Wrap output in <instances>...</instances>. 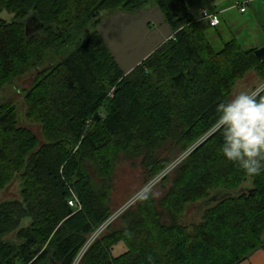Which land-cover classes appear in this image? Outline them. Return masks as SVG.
<instances>
[{"label": "trees", "instance_id": "trees-1", "mask_svg": "<svg viewBox=\"0 0 264 264\" xmlns=\"http://www.w3.org/2000/svg\"><path fill=\"white\" fill-rule=\"evenodd\" d=\"M154 4L174 37L125 74L98 27ZM4 11L13 20L0 19V92L37 71L25 101L45 141L0 106V193L22 184L20 199L0 202V264H73L111 216L119 157L142 158L153 177L186 151L163 200L128 210L81 264H242L264 249V171L247 176L223 157L221 136L207 135L241 80L264 81L254 50L234 40L216 53L184 0H0ZM32 17L44 27L27 35ZM208 202L198 222L180 223L189 205ZM120 243L126 252L114 256Z\"/></svg>", "mask_w": 264, "mask_h": 264}, {"label": "rangeland", "instance_id": "rangeland-1", "mask_svg": "<svg viewBox=\"0 0 264 264\" xmlns=\"http://www.w3.org/2000/svg\"><path fill=\"white\" fill-rule=\"evenodd\" d=\"M184 1L187 4L189 10L191 8L192 15L195 19L198 18V15L200 14V11L202 9L207 10L204 9V6L210 3V0ZM152 6H155V4L146 8V11L151 10ZM153 14L154 13L152 12L151 15ZM111 17L112 15H106L105 17H103V23H105V21L110 19ZM0 19L11 22L13 20V16L4 11L0 13ZM118 20H121V18H119ZM111 22H113L112 19L109 22L107 21L108 24L106 23V25L108 26ZM123 24L129 26L128 22H124ZM126 25L123 27L125 28ZM130 27H132L131 30L135 29V27L133 26H129L126 28ZM131 30H129V32ZM153 32L155 34L159 33V28L156 25V20L151 24V26H148V24L145 22L144 31L137 27L136 36L125 38V43L122 46L119 45L117 49L118 52H115L114 54L116 60L121 64L122 68L126 69V65H128L129 63L139 61L149 51V46L144 38L152 34ZM33 33L35 32L30 33V35ZM109 36L114 38L111 33L109 34ZM118 42H120V39H118ZM37 74V71H34L26 75L25 77L19 78L10 86L3 89L0 92V106L10 105L14 107L16 110L18 126L29 130L35 136H37L41 143H44L45 139L42 133V127L27 116L29 107L27 106V103L25 101V95L32 88ZM261 84H264V81L261 80L255 73H250L238 83L234 90V94L240 91H251L256 86H259ZM169 152L170 150H165V152L162 153L163 157H166ZM188 155V151L180 154L176 159L173 160V163L168 166L164 172L153 177H151L149 173H147L145 169H143L141 165L142 158L133 159L121 155L116 161L117 163L113 170V175L110 178L111 180H109L112 188V191L110 193L111 216L104 223H102V225L95 232L88 236L86 243L82 247L73 264H81V261L86 252L96 240L107 234L110 229L119 228L121 226V218L128 210L132 208L137 209L140 201L134 202L132 200V197L134 193L142 188L146 183L150 181L154 182L153 191L156 193V195L153 197V199L155 203L158 204L161 200H163L172 186V181L175 177V170L180 166V163ZM176 166L177 168H175ZM88 174L91 177L96 189H101L105 182L103 179L104 177L100 178L97 169L93 166H89ZM21 185L22 184L20 182H16L15 184H12L9 187L5 188L0 193V202H12L16 199H20V192L22 187ZM211 202L213 203V201ZM209 203L210 202L204 204L189 205L186 209V214L180 219V223L182 222L185 224H193L195 222H198L201 212ZM104 225H107V227L101 230ZM249 259L242 264H247Z\"/></svg>", "mask_w": 264, "mask_h": 264}, {"label": "crops", "instance_id": "crops-1", "mask_svg": "<svg viewBox=\"0 0 264 264\" xmlns=\"http://www.w3.org/2000/svg\"><path fill=\"white\" fill-rule=\"evenodd\" d=\"M209 13L215 14L220 18V25L213 28L209 22L203 19L201 10L198 18H194L192 10L190 13L193 20L202 25H208L206 30V37L216 53L223 51L225 46L236 40L239 42L244 50H258L264 47V0H210V3L204 6ZM245 9V12H242ZM154 13L151 15V13ZM121 18V20H118ZM112 21L108 26L107 21ZM156 20V25L159 28V33L154 32L147 37L145 41L149 46V51L139 60L129 63L126 69L121 67V64L116 60L114 54L118 52L119 45L125 43V38L136 36V28L142 31L145 30V22L148 26ZM100 24L98 31L103 38L105 44L109 48L111 54L117 61L123 73L128 74L145 59H147L153 52L168 40L174 37V32L170 25L165 21L162 12L156 6H152L151 10H143L136 14L116 13L112 17ZM124 22H128L129 27ZM108 24V23H107ZM126 25V29L123 27ZM129 30H131L129 32ZM111 31V32H110ZM112 34L114 38L110 37ZM120 39V42H118ZM103 117L105 114H101ZM114 256H120L126 252V247L120 243L114 248ZM247 264H264V250H259L254 253Z\"/></svg>", "mask_w": 264, "mask_h": 264}, {"label": "clouds", "instance_id": "clouds-1", "mask_svg": "<svg viewBox=\"0 0 264 264\" xmlns=\"http://www.w3.org/2000/svg\"><path fill=\"white\" fill-rule=\"evenodd\" d=\"M215 112L216 118L207 135L221 136L220 151L226 161L247 176L260 175L264 171V84L217 103ZM153 189L154 182L146 183L134 193L132 200L153 198L156 195Z\"/></svg>", "mask_w": 264, "mask_h": 264}, {"label": "built area", "instance_id": "built-area-1", "mask_svg": "<svg viewBox=\"0 0 264 264\" xmlns=\"http://www.w3.org/2000/svg\"><path fill=\"white\" fill-rule=\"evenodd\" d=\"M242 12H245V9H242ZM202 16H203V19L208 21L210 26L213 28L219 26L221 23L220 18L217 15L211 14L207 10L202 12ZM71 192H72V196L69 199L68 204L71 208L76 209V210H80L81 209V203H80L78 197L76 196V194L73 191H71ZM106 227H107V225H104V227H102L101 230H103V228H106Z\"/></svg>", "mask_w": 264, "mask_h": 264}, {"label": "water", "instance_id": "water-1", "mask_svg": "<svg viewBox=\"0 0 264 264\" xmlns=\"http://www.w3.org/2000/svg\"><path fill=\"white\" fill-rule=\"evenodd\" d=\"M44 26L42 24H40L37 20L36 17H32L31 19H29L27 21V24H26V34L27 35H30V33L32 32H36V31H39L43 28ZM255 55L256 57L259 59V60H264V47L258 49L255 51ZM240 193V192H238ZM237 193V194H238Z\"/></svg>", "mask_w": 264, "mask_h": 264}]
</instances>
